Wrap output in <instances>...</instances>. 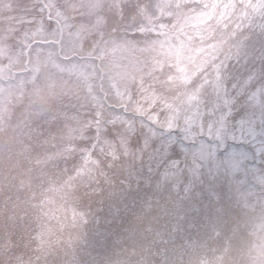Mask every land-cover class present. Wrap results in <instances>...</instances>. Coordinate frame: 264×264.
Instances as JSON below:
<instances>
[{"label":"rangeland","instance_id":"rangeland-1","mask_svg":"<svg viewBox=\"0 0 264 264\" xmlns=\"http://www.w3.org/2000/svg\"><path fill=\"white\" fill-rule=\"evenodd\" d=\"M48 183L99 253L129 224L264 264V0H0V264H68L35 230Z\"/></svg>","mask_w":264,"mask_h":264},{"label":"trees","instance_id":"trees-1","mask_svg":"<svg viewBox=\"0 0 264 264\" xmlns=\"http://www.w3.org/2000/svg\"><path fill=\"white\" fill-rule=\"evenodd\" d=\"M78 188V187H77ZM76 188V189H77ZM62 190L56 187H50L49 183L44 188L41 195L35 201V207L38 210L41 221L37 230L41 248L56 250L62 254L65 263L68 264H207L206 259L202 258V251H192L187 249L184 254L182 241L183 238H177L176 233H167L165 238H159V241L152 240V237H146L142 243L134 245V242L129 243L134 238V231L129 228V224L123 227L125 235L121 240L123 249L111 246L113 250L107 252H97L93 248L100 245L102 238L98 236V228L90 232L87 227L83 230L81 217L72 212L70 199L68 196H61ZM155 198L152 192L150 197ZM150 197H148L150 200ZM156 199V198H155ZM154 201V199H151ZM156 201V200H155ZM175 214V213H173ZM174 218V217H173ZM172 220V219H171ZM175 227L178 231H182L185 227L183 219H173ZM81 224V227L77 226ZM157 222H155V230ZM39 228V229H38ZM169 231V228H168ZM49 236L52 237L54 244H49ZM134 236V235H133ZM47 243V244H46ZM96 243L98 246H92ZM81 245V248L77 246ZM215 246V245H214ZM76 247V249H74ZM70 255L63 249H71ZM78 248V249H77ZM182 252V253H181ZM109 254V255H108ZM178 256V257H177ZM127 260V261H126ZM126 261V262H125Z\"/></svg>","mask_w":264,"mask_h":264},{"label":"snow or ice","instance_id":"snow-or-ice-1","mask_svg":"<svg viewBox=\"0 0 264 264\" xmlns=\"http://www.w3.org/2000/svg\"><path fill=\"white\" fill-rule=\"evenodd\" d=\"M229 152H230V148L227 145L223 148L222 151L218 149L217 154H216V158L212 162L216 165L217 171H219L221 168H225L227 166V160H228ZM170 155H176V154L173 153ZM188 190L190 191L191 188H189Z\"/></svg>","mask_w":264,"mask_h":264}]
</instances>
